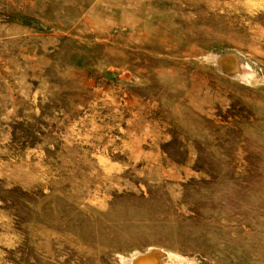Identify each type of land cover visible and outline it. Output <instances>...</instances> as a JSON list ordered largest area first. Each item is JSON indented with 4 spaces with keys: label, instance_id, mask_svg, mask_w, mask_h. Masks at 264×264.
<instances>
[{
    "label": "rangeland",
    "instance_id": "374dc122",
    "mask_svg": "<svg viewBox=\"0 0 264 264\" xmlns=\"http://www.w3.org/2000/svg\"><path fill=\"white\" fill-rule=\"evenodd\" d=\"M163 253L264 264V0H0V264Z\"/></svg>",
    "mask_w": 264,
    "mask_h": 264
},
{
    "label": "bare ground",
    "instance_id": "6f19581e",
    "mask_svg": "<svg viewBox=\"0 0 264 264\" xmlns=\"http://www.w3.org/2000/svg\"><path fill=\"white\" fill-rule=\"evenodd\" d=\"M101 25L104 27L103 24H101ZM154 37L157 38L158 36H154ZM151 254L149 256L138 257L137 258L138 260L136 262L134 261L135 264H168L167 258H169V256H170L169 254L163 253V255H159L158 258L155 255H151ZM129 263H130V261H129Z\"/></svg>",
    "mask_w": 264,
    "mask_h": 264
}]
</instances>
